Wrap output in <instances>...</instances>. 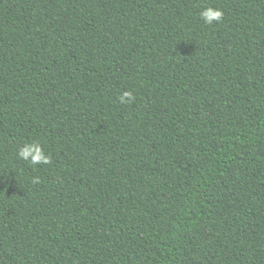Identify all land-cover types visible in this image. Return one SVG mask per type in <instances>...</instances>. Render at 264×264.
Here are the masks:
<instances>
[{"label": "trees", "instance_id": "16d2710c", "mask_svg": "<svg viewBox=\"0 0 264 264\" xmlns=\"http://www.w3.org/2000/svg\"><path fill=\"white\" fill-rule=\"evenodd\" d=\"M0 264H264V0H0Z\"/></svg>", "mask_w": 264, "mask_h": 264}, {"label": "clouds", "instance_id": "9594fccd", "mask_svg": "<svg viewBox=\"0 0 264 264\" xmlns=\"http://www.w3.org/2000/svg\"><path fill=\"white\" fill-rule=\"evenodd\" d=\"M200 18L205 25H213V23H220L223 19L224 13L220 8H215L211 5L204 7L200 12ZM134 96L131 91H124L119 96L121 104L131 103ZM17 157L31 165H47L51 164V155L46 153L44 147L39 141L26 142L16 151ZM33 183H39V177H34Z\"/></svg>", "mask_w": 264, "mask_h": 264}]
</instances>
